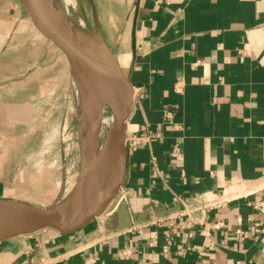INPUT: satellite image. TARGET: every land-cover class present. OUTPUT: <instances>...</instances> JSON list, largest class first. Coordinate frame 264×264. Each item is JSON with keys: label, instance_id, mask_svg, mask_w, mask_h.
I'll use <instances>...</instances> for the list:
<instances>
[{"label": "crops", "instance_id": "1", "mask_svg": "<svg viewBox=\"0 0 264 264\" xmlns=\"http://www.w3.org/2000/svg\"><path fill=\"white\" fill-rule=\"evenodd\" d=\"M92 1L104 40L134 84L126 136L144 126L160 136L129 153L127 195L117 207L71 234L48 228L0 241V264H264V215L249 205L264 199V0ZM37 37L19 2L0 0V76L15 69L18 44L31 60L49 52ZM12 88L0 85V198L25 202L9 187L21 153L4 140L26 122L11 119ZM234 195L202 222L200 213L172 212ZM216 219L221 228L212 227ZM124 248L129 256L118 254Z\"/></svg>", "mask_w": 264, "mask_h": 264}, {"label": "water", "instance_id": "2", "mask_svg": "<svg viewBox=\"0 0 264 264\" xmlns=\"http://www.w3.org/2000/svg\"><path fill=\"white\" fill-rule=\"evenodd\" d=\"M37 32L50 48L66 61L74 90L91 127L80 132V160L71 188L48 207L0 198V241L44 229L71 234L100 216L128 179V148L125 142L128 119L133 113L134 84L102 35L97 10L88 0L92 21L85 11L88 32L54 15L50 0H17ZM71 24V23H70ZM68 28L73 40L57 31ZM53 51V49H52ZM59 58V57H58ZM101 132L98 135V132ZM178 209L172 211L175 212Z\"/></svg>", "mask_w": 264, "mask_h": 264}, {"label": "rangeland", "instance_id": "3", "mask_svg": "<svg viewBox=\"0 0 264 264\" xmlns=\"http://www.w3.org/2000/svg\"><path fill=\"white\" fill-rule=\"evenodd\" d=\"M74 1L69 8L71 18L78 28L88 32L82 15L85 11L91 21L88 2ZM20 36H24L22 31ZM17 46L18 58L11 61L16 63L15 69L0 76V85L13 87L7 95L11 119L23 116L26 121L12 125L11 138L4 140L21 153V169L9 187L21 200L39 208L49 205L56 194H65L76 179L80 160L78 116L72 78L66 61L60 60V52L52 47L53 51L50 48L43 57L31 60L19 56L25 50ZM28 46L33 49L34 44ZM28 101L32 106L24 105Z\"/></svg>", "mask_w": 264, "mask_h": 264}, {"label": "built area", "instance_id": "4", "mask_svg": "<svg viewBox=\"0 0 264 264\" xmlns=\"http://www.w3.org/2000/svg\"><path fill=\"white\" fill-rule=\"evenodd\" d=\"M174 90L177 93H182V91H183V82L181 80H177L175 82ZM134 101H135V90H134L133 103H134ZM164 118L172 124L173 128L179 129L181 127V124L173 122V113H172L171 110L166 109L164 111ZM159 136H160L159 132L149 130L148 127L144 126L140 133H136V134H132L130 136H126L125 142L127 144L128 152L130 153L131 151L136 150L141 145L142 146L149 145L152 139L158 138ZM173 150H174V152H179L180 148H179V146H174ZM123 187L124 186L120 187L117 195L109 203L108 207H110V204H111V206H112L111 210H113L115 207H117V205L122 200L125 199V196L127 195V191L123 190ZM238 196L239 195L223 196V197L214 196V197H212V198H210V199H208L206 201H203V202L199 203L196 206L184 205V206H182L180 209H178L176 211V214H179L180 216L190 217V216H192L195 213H200V217L198 218L197 222H202L207 210L220 209V208L224 207L228 203L229 200L237 198ZM249 205L251 206L253 211L264 215V199H257V200L250 201ZM108 207L106 208V210L103 213L108 211ZM251 220H252V218H251ZM254 223H255V231L256 232H260L261 229H262V225H263L262 221L258 220L257 222H254ZM223 225H224V223H223L222 219H216L212 223V227L213 228H221ZM205 234L206 235L209 234L208 230H206ZM235 234H237L240 238H244V229L241 228V227H238L235 230ZM106 236L102 235L100 237V239L103 238V237H106ZM118 254L122 255V256H129L130 255V250L128 248L120 249L118 251Z\"/></svg>", "mask_w": 264, "mask_h": 264}, {"label": "bare ground", "instance_id": "5", "mask_svg": "<svg viewBox=\"0 0 264 264\" xmlns=\"http://www.w3.org/2000/svg\"><path fill=\"white\" fill-rule=\"evenodd\" d=\"M51 2V9H50V20H52V17L54 15H58L59 17L63 18L66 22L67 20H69V28L71 29L72 26L75 24L71 18L70 15V6H74L75 5V1L74 0H50ZM71 23V24H70ZM68 30V28L63 29L62 31H57L61 36L69 39V40H73L72 36H71V30ZM74 95H75V111L76 114L79 118V121L81 122L82 125V130L84 132V134L87 135L88 131L90 130V128H92L91 123L87 117V115L85 114V112L82 109V106L80 104V101L77 97L76 91L74 90ZM101 132H98V135H100ZM70 189V188H69ZM66 193V192H65Z\"/></svg>", "mask_w": 264, "mask_h": 264}]
</instances>
